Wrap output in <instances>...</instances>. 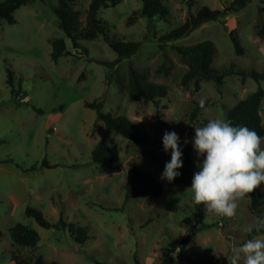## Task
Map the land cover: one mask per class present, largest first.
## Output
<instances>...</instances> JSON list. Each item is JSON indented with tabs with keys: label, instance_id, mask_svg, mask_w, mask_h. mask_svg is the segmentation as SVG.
I'll list each match as a JSON object with an SVG mask.
<instances>
[{
	"label": "rangeland",
	"instance_id": "1",
	"mask_svg": "<svg viewBox=\"0 0 264 264\" xmlns=\"http://www.w3.org/2000/svg\"><path fill=\"white\" fill-rule=\"evenodd\" d=\"M232 1L196 0L188 8L182 0H163L168 9L165 18L139 17L131 24L128 18L142 6L138 0L101 8L97 17L109 25L112 34L141 42L137 52L111 71L94 61L116 58L102 37L82 43L87 54L72 48L53 13L58 0H30L15 10L16 23L0 20V264H14L12 257L18 255L30 264L37 258L59 264H135V259L140 264H156L162 256L180 257L172 264H228L224 255H231L246 240L244 228L256 218L249 199L240 202L231 219L206 215L201 205L203 221L209 227L180 248L188 231L183 220H193L196 204L185 191L191 182L175 185L160 179L171 150L163 149L165 129L158 118L176 128L180 147L188 149L194 173L198 171L191 143L194 127L211 118L225 119V109L246 98L258 84L264 88V78L256 81L251 76L233 75L225 77L220 88L201 79L198 90L193 82L181 86L188 64L172 46L209 40L215 47L214 69L235 64L240 70L264 74V40L257 36L264 24V0H251L243 9L205 21L174 41H159L202 6L222 11ZM88 4L89 0H75L69 7L84 21ZM233 29L243 54L233 49L229 37ZM56 38L64 39L69 54L53 62L50 42ZM129 64L145 73L148 82L165 87L167 96L158 104L130 101L126 92ZM8 70L16 93L7 82ZM82 74L84 78L78 81ZM202 98L211 109L207 113L200 108ZM86 103L101 104L103 114L128 118L145 135V145L116 133L104 136L103 122H96V112ZM260 117L264 124V100ZM99 140L122 163L120 171L91 162ZM132 161L163 187L161 196L125 200L123 185ZM43 162L52 168H45ZM257 190L264 214V184ZM27 207L41 211L52 227H40L25 214ZM61 212L65 227L59 223ZM17 223L37 232L35 249L12 244L8 231ZM77 226L87 229L89 238L83 244L74 241L72 232Z\"/></svg>",
	"mask_w": 264,
	"mask_h": 264
},
{
	"label": "trees",
	"instance_id": "2",
	"mask_svg": "<svg viewBox=\"0 0 264 264\" xmlns=\"http://www.w3.org/2000/svg\"><path fill=\"white\" fill-rule=\"evenodd\" d=\"M30 0H5L0 3V20H5L10 24L16 23L14 18V12L19 7L26 5ZM75 0H58V7L53 10L54 15L58 20V27L64 32L66 38L70 41L73 49H80L87 54V49L83 46V42L92 41L97 37H102L107 46L116 54V58L113 61H106L100 59H94L98 64L103 65L108 71H111L117 64H119L124 58L130 57L132 54L138 51L141 46L140 41H125L115 34H112L109 29V25L103 20L97 17V13L101 8H107L119 4L122 0H89L88 8L86 10L85 19H80L79 12L72 11L70 4ZM141 2V9L134 11L133 16L128 18L127 23L131 24L133 20H138L139 17L153 18L158 17L160 19L165 18L168 15L167 6L163 3V0H138ZM188 8H191L196 0H182ZM251 0H233L228 6L224 7L222 11L211 10L205 6H202L196 15L189 14V19L179 28L171 30L160 38L159 42H171L179 39L185 35H188L193 29L197 28L205 21L217 20L220 16H226L230 12H235L243 9ZM221 24L225 25L226 22L222 21ZM257 36L264 40V24L258 29ZM229 37L233 45V49L236 54H243L244 49L241 45L240 39L236 30L229 31ZM51 53L50 57L53 62L66 54H69L67 45L63 38H56L51 40ZM162 49V45H159ZM172 49L182 58L186 59L188 64L187 71L181 78V86H187L193 82L196 90L199 89L198 80L211 81L217 88L223 85L224 78L228 76L238 75L242 78L251 76L256 81L264 78V74L258 73L256 70L246 72L240 70L235 64H230L229 67L222 70L214 69L211 66L213 55L215 53L214 44L209 41H201L196 44L181 47L172 46ZM84 75L82 74L78 81L82 80ZM128 85L126 87L127 97L130 101L140 100L145 103L158 104L161 99L167 96V89L160 85H154L147 81L145 73H140L132 66L128 65ZM7 82L11 87V92L16 93L13 88L11 72L7 71ZM264 100V88L258 84L255 91L250 93L246 98L236 102L232 107L225 109V119L230 120L233 125L247 126L250 129L255 130L259 135L264 137V124L260 117V106ZM88 107L96 112V122L102 121L104 124V136L111 133L119 134L125 137L129 142L136 145H145V135L141 133L138 128L126 117L119 116L113 117L110 114H103L101 112V104L98 103H86ZM194 112L192 113V117ZM160 124H162L165 131H175L180 137L176 128L158 118ZM182 149V168L178 169L181 174L173 181L175 185H186L192 180L194 174V164L190 156L188 149L181 147ZM91 162L101 168H105L111 171H120L122 169V163L113 159L110 155V150L103 140H99L92 152ZM42 166L45 168H52L48 163L43 162ZM34 167L31 168L33 170ZM125 191V200L131 198H158L163 193V187L155 181L151 174L142 172L137 166L136 162L130 163V174L127 176L123 185ZM249 199L250 209L257 216L262 214V206L258 197V190H254ZM196 212L193 220L185 218L183 223L188 226L187 233L180 241V248L184 249L195 236L203 229L209 227L203 221V215L201 205H196ZM25 214L28 217H32L36 223L42 228L52 227L45 221L41 211L27 207ZM64 213H60L59 223L65 227L62 217ZM73 231V230H72ZM71 231V232H72ZM9 235L12 244L17 247H25L35 249L39 242V236L37 232L27 226L17 223L9 229ZM74 233L75 242L77 244H83L88 238V232L85 227L77 226ZM264 234V233H262ZM250 238L247 234L246 239ZM180 260V257H167L162 258L156 264H172L173 261ZM14 264H30L26 258L18 255L12 257ZM35 264H59L56 262H44L41 258L35 260ZM103 264V263H97ZM135 264L140 262L135 259ZM206 264H218L217 262Z\"/></svg>",
	"mask_w": 264,
	"mask_h": 264
},
{
	"label": "clouds",
	"instance_id": "3",
	"mask_svg": "<svg viewBox=\"0 0 264 264\" xmlns=\"http://www.w3.org/2000/svg\"><path fill=\"white\" fill-rule=\"evenodd\" d=\"M205 104L202 98L199 105L207 113L211 109ZM194 133L191 143L198 171L185 191L191 193L194 204L203 205L206 215L231 219L240 202L264 184V137L224 118L208 119L194 127ZM162 144L165 152L171 150V159L160 179L171 183L183 166L180 137L175 131H165ZM244 231L250 238L234 247L231 255H224L228 264H264V215L257 216Z\"/></svg>",
	"mask_w": 264,
	"mask_h": 264
}]
</instances>
